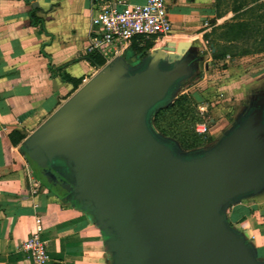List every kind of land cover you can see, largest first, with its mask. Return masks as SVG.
Listing matches in <instances>:
<instances>
[{
	"label": "crops",
	"instance_id": "1",
	"mask_svg": "<svg viewBox=\"0 0 264 264\" xmlns=\"http://www.w3.org/2000/svg\"><path fill=\"white\" fill-rule=\"evenodd\" d=\"M113 1L118 0H0V264H30L19 248L38 227L49 264H141L136 239L88 194V176L72 154L45 156L75 187L70 194L43 184L33 167V135L113 63L124 67L117 74L124 81L151 69L157 77L174 74L152 104L158 102V109L149 123L145 114L149 134L170 156L182 146L157 129L155 117L179 99L190 101L188 109L199 118L196 126L217 124L224 130L233 109L236 117L247 116L232 131L245 135L254 154L253 179L247 189L220 200L216 210L225 233L250 264H264V158L256 155L259 146L264 153V126L258 121L264 117V62L256 71L258 59H264V0H166L174 38L136 39L111 62L109 55L89 48L92 18L102 4ZM256 35L263 45L248 50L243 40ZM93 58L102 65L93 64ZM214 65L223 69L211 84ZM211 86L217 91L213 99L208 98Z\"/></svg>",
	"mask_w": 264,
	"mask_h": 264
},
{
	"label": "water",
	"instance_id": "2",
	"mask_svg": "<svg viewBox=\"0 0 264 264\" xmlns=\"http://www.w3.org/2000/svg\"><path fill=\"white\" fill-rule=\"evenodd\" d=\"M123 72L115 63L98 72L33 135L39 180L72 193L45 158L72 154L88 176V194L136 239L141 264H250L216 210L252 182L249 145L238 137L206 163L173 161L149 134L145 114L174 74L157 77L151 69L124 81Z\"/></svg>",
	"mask_w": 264,
	"mask_h": 264
},
{
	"label": "built area",
	"instance_id": "3",
	"mask_svg": "<svg viewBox=\"0 0 264 264\" xmlns=\"http://www.w3.org/2000/svg\"><path fill=\"white\" fill-rule=\"evenodd\" d=\"M93 40L90 52L109 55L114 61L127 45L139 38H174L173 24L166 0H145L142 5L128 4L123 0L105 2L92 18ZM205 111L200 110L203 116ZM206 123L196 126V133L206 136ZM37 194V191H34ZM43 229L38 227L19 248L30 264H49L48 245L42 239Z\"/></svg>",
	"mask_w": 264,
	"mask_h": 264
},
{
	"label": "rangeland",
	"instance_id": "4",
	"mask_svg": "<svg viewBox=\"0 0 264 264\" xmlns=\"http://www.w3.org/2000/svg\"><path fill=\"white\" fill-rule=\"evenodd\" d=\"M247 16L246 17L249 18V15H247ZM251 18H253V17H251ZM253 19H255V22L257 21L256 17H254ZM257 29H260V31H261L260 35H262L263 34L262 26H260ZM259 38H261V37H259L258 35H256V38L255 37H252V38L248 37L247 39L243 40L244 41L243 44L248 47L247 48L248 50L250 47H252L251 49H253V50H257L258 49L257 46L263 45V41L258 42ZM263 62H264L263 58L258 59L257 67H259V68L256 69L257 72L262 71L263 67L260 65ZM248 65L254 66V65H252L251 62H249ZM221 69H223V68L222 67H216L215 65L212 66V68H210L211 77L209 79L210 80L209 82L211 84H213L215 82V79H216L218 73H220L222 71ZM248 71H249V68L247 69V72ZM262 76H264L263 73H262ZM207 89L212 90L210 92V94H208V98L209 99L216 98L217 91H213V89L215 90L214 86H211ZM260 90H263V86H261V85H260ZM244 105L245 104L242 103V106H244ZM157 109H158V102L155 103L154 105H151V107H149V109L146 111V121L148 123H149V121H151V117L153 116V114H155L157 112ZM232 111L233 112L227 117L229 124H230L229 125L230 127L228 126L224 130H222V128L217 126V124H210L211 128L209 129V132L207 133V135L204 136V140L201 144L193 143L191 141L190 142V144H192L191 147H189L187 149L181 147L182 150L178 149V150L172 151V154L170 156L171 159L177 163L203 164V163H206L207 161L211 160L212 158H214L215 155L218 154L222 149L231 145L236 138L245 136V135H242V132L234 133L232 131V129L234 126H237L240 121H242L243 119H246L247 116L244 115V113H243V114H241L240 117H236L235 114H237L238 110L234 111V109H233ZM210 117H211V119L215 118L211 114H210ZM258 121L260 122L261 126H264V117H258ZM233 122H235L234 125H233ZM231 125H233V126H231ZM149 129H150V126H149ZM177 143L181 146L180 142H177ZM172 147H173V145H172ZM172 149H174V147ZM258 151L259 152L258 153L256 152V155H258V157H260L262 160V158H264V153H263L262 148L260 146H259ZM250 154H251V152H250ZM253 156H254V154L252 153L251 157H253Z\"/></svg>",
	"mask_w": 264,
	"mask_h": 264
},
{
	"label": "trees",
	"instance_id": "5",
	"mask_svg": "<svg viewBox=\"0 0 264 264\" xmlns=\"http://www.w3.org/2000/svg\"><path fill=\"white\" fill-rule=\"evenodd\" d=\"M91 61L97 66L103 63L99 58H93ZM190 104L187 98H181L174 106L161 110L155 117L157 129L164 136L180 142L181 146L186 149L191 147V141L201 144L204 140L203 136L195 132V126L199 122V118L195 115V111L188 109Z\"/></svg>",
	"mask_w": 264,
	"mask_h": 264
}]
</instances>
